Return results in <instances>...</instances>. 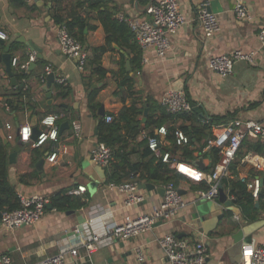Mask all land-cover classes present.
Segmentation results:
<instances>
[{"label":"crops","instance_id":"1","mask_svg":"<svg viewBox=\"0 0 264 264\" xmlns=\"http://www.w3.org/2000/svg\"><path fill=\"white\" fill-rule=\"evenodd\" d=\"M83 1L0 0V27L9 35L3 46L0 45V52L8 51L11 58L16 57L19 61L27 58L31 51H35L37 56L35 66L26 71L31 73L22 79L29 92L32 108L18 114L9 112L4 106L5 95L10 93L13 85L12 75L0 63V122L4 134L7 133L5 123L11 124L10 131L15 138L8 141L10 145L20 144V149L12 161H9L7 148L8 181L16 193L29 196L37 194L47 198L63 189L68 194L77 185L85 186L83 193L71 194L84 202L82 207L70 210L71 213L46 208L41 219L33 225H24L13 230L1 228L0 253L8 254L13 264H31L58 253L63 246L79 244L84 237L97 233L101 238L92 254L91 262L80 260L78 264H167L157 240L165 233H173L191 242H203L207 253L205 264H239L244 252L264 244V196L253 201L256 208L253 212L254 219L241 215L236 218L234 212H229L222 204H218V198L207 200L198 196L197 191L207 187L204 181L194 182L178 176L175 185L180 189L186 206L177 216L156 224L144 234L116 240L106 233L109 226L149 212L162 197L160 191L148 190L144 185L149 183L159 188L165 183L140 179L139 171L135 175L138 193L143 197L140 202L125 207L126 194L106 188L109 182L130 180L133 173L130 170L131 165L152 161L150 155H142L146 153V149L145 140L141 136L142 130L149 132L152 127H141L140 132L134 136L128 129L122 128V140L116 143L119 154L113 155L106 167L94 164L90 153L98 142V117L108 123L105 115L110 114L116 120L123 105H130L135 98H139L143 108L147 106L149 111L148 100L159 103L163 92L171 85L183 87L191 102L202 105L205 115H199V118L204 122H208L213 116L223 117L228 114L235 118L264 120V46L257 39L259 28L264 26V0H245L247 15L244 19L236 17L233 0H178L185 22L170 37L171 46L166 57L159 59L151 50L141 49V59L146 57L148 62L142 63L140 60V68L135 70L132 63L134 54L128 52L127 46L113 43L100 58V64L106 72L102 79L93 73L95 64L91 62L93 49L105 43V33L95 13L89 12L90 16L86 19V23L92 28L83 29V47L88 57L82 70L78 68L76 59L62 53L57 41L58 25L52 20L53 13L64 18L72 15L84 17L88 8L86 5H78ZM149 1L108 0L106 8L115 16L124 14L130 18H146L145 9ZM211 4L219 22V31L207 36L195 20V14L202 6L210 9ZM236 49L252 52L253 61H237L234 72L225 78L207 68L206 62L210 56L227 54ZM47 66L53 72L54 78L65 77L66 84L63 87L68 91L66 95L57 94V89L52 86L53 79L48 85L51 97H46L44 86L47 78L41 83L39 77ZM14 68L16 67L11 66V71ZM127 74L134 79L130 90L132 93L128 94V83L123 81ZM87 84H90L89 88ZM95 88H98L95 100L104 112L101 116L97 109L98 117L87 107L88 90ZM48 106H53L51 109L54 112L49 113L57 115L59 125L64 121L69 123V127L59 134V151L55 163L46 161L49 142L33 148L28 143H19L17 140L16 123L20 126L35 121L36 127L40 129L38 124L48 114ZM140 118L144 120L143 113ZM74 123L80 124L77 132ZM225 123L213 125L210 138ZM172 124L190 125V121L179 119L173 123L168 120L160 126L167 128ZM153 129L155 132L157 128ZM255 139L248 137L251 141ZM164 142L163 148L169 146L167 138H164ZM240 150L242 155L235 165L239 180L259 177L264 181V151L257 153L246 145ZM245 156L249 160H244ZM199 158L202 159L201 166L206 170L214 164L210 151ZM155 161H152L153 166ZM257 161H262L261 165H257ZM229 173L226 179L234 178L231 170ZM222 188L227 199L231 200L233 196L229 193V185L223 187L222 184ZM262 190L264 192V188ZM198 203H217L219 206L216 207L214 215H203L204 220H201L195 214ZM75 228L80 232L76 233ZM242 228H245L242 239L235 241L234 235ZM137 248L142 249L145 255L143 261L137 259Z\"/></svg>","mask_w":264,"mask_h":264},{"label":"built area","instance_id":"2","mask_svg":"<svg viewBox=\"0 0 264 264\" xmlns=\"http://www.w3.org/2000/svg\"><path fill=\"white\" fill-rule=\"evenodd\" d=\"M233 1L236 17L244 19L247 15L246 1ZM145 12L147 14L146 18H130L124 14H118L116 17L127 22L142 50H151L156 58L164 59L171 46L170 37L185 22L178 0H150ZM195 20L201 25L204 34L207 36H212L219 31L216 14L209 11L205 6L197 10ZM8 37V32L0 27V40L6 41ZM257 39L259 44L264 46V26L259 28ZM57 41L62 53L69 58L76 59L78 68L82 70L88 57L87 52L83 45L72 37L64 24L58 25ZM36 57L35 51H31L23 61L12 57L11 66L26 72L29 65L36 61ZM240 60L252 62L253 53L236 49L227 54L210 56L206 65L210 71L221 78H225L234 72V65ZM141 62L146 63L148 60L146 57H142ZM50 73H52L50 68L45 67V71L39 77L41 83L45 82L47 75ZM54 81L62 86L66 84L65 77L58 76L54 78ZM159 103L171 115L188 113L192 110L191 101L187 97L184 88L179 85L169 86L163 92ZM105 120L111 122L113 116L107 114ZM49 121L51 122L49 123ZM40 124L43 128L39 129V133L35 138H31L32 127L30 124L20 125L17 140L19 143H28L33 148L41 147L49 142L50 146L46 161L55 163L59 151L58 117L54 113H48L41 118ZM4 127L7 130L6 139L8 141L14 140L15 135L10 131L11 124L6 122ZM74 129L77 132L80 129V124L74 123ZM166 134L167 128L165 126H159L153 134L145 130L141 131V136L156 161L167 163L174 172L181 173L194 182L204 181L207 187L198 190V196L207 200H215L219 195L220 183L230 175V165L236 157L242 140L245 137H253L264 142V120L234 118L217 128L202 148V153L209 152L211 149H215L217 153V159L209 170L197 166L194 162H182L198 173L197 177L193 178L180 171L177 167L180 161L176 157H171L170 151L163 148ZM173 137L177 145H188L190 148H194L190 144V137L181 129L176 128L173 131ZM90 157L94 164L106 167L112 159V150L105 143L97 142L91 150ZM245 159L249 160V157L245 156ZM261 162L257 161V165H261ZM136 177V175H133L130 180L120 183L109 182L106 188L124 192L126 194L124 206L130 207L143 199L138 193ZM241 181L246 184L253 197H257L264 188V181L259 177H254L251 180L241 178ZM163 187L164 194L149 212L134 218H128L122 223L113 224L107 228L106 233L116 240H124L144 234L156 224L176 217L179 211L186 206V201L173 181L166 182ZM84 191V185H77V187L69 190L68 194H81ZM17 198L19 201L18 207L1 213L0 229L13 230L24 225H33L44 215L48 203L47 197L37 194L29 196L17 192ZM74 231L76 233L80 232L78 228H75ZM100 238L99 234L93 233L88 237H84L79 244L74 243L63 246L58 253L31 264H78L80 260L90 263ZM157 241L163 249L167 264H205L206 247L201 241L191 242L189 239L180 238L173 233H165ZM136 254L138 261L144 260L145 255L142 249L137 248ZM0 264H13L12 258L6 253H0ZM239 264H264V244L253 248L249 252H244Z\"/></svg>","mask_w":264,"mask_h":264},{"label":"trees","instance_id":"3","mask_svg":"<svg viewBox=\"0 0 264 264\" xmlns=\"http://www.w3.org/2000/svg\"><path fill=\"white\" fill-rule=\"evenodd\" d=\"M16 1V0H13ZM78 5H86L88 11L84 17L80 15H72L69 18H64L58 13H53L52 20L55 24L61 25L64 24L68 29L69 33L72 37L79 41L82 45L84 43V35L83 29L85 27L92 28L88 26L86 23V19L90 16L89 12L95 13L97 19L100 21L104 33H105V43L104 45L93 49V57L92 63L95 64L94 70L97 77L102 79L105 76V70L102 68L100 64L101 55L111 48L113 43L118 45H124L128 47V52L133 53L134 57L132 58V63L134 64V69L137 70L140 68V60H141V48L136 42L133 31L130 29L127 22L123 20H119L113 12L106 8L108 5V0H84L82 3H78ZM26 58H23L25 60ZM38 61V60H37ZM86 66V63L84 67ZM31 72H25L21 69H12L11 75L15 78L16 83L10 87V93L5 95L4 106L7 107L9 112H14L16 114L23 113L25 109H31V100L29 98V92L27 90L26 85L22 82L23 78H26L28 74ZM123 81L128 83V91L127 94L131 90V85L134 82V79L130 75H125ZM52 86L57 89L58 95H66L68 93L65 88L57 84L55 81L52 82ZM90 87V84H87V88ZM98 92V88L92 89L87 96V107L89 111L96 115L97 109L99 108V102H97L96 94ZM132 93V92H130ZM124 101V99H123ZM149 111L144 120L140 117L143 113V104L139 98H135L131 101L130 105L123 107L119 110L117 114L116 120H112L111 122L105 123L104 119L98 117V131H97V141L105 143L112 150V156H117L119 154L118 148H116V143L122 140L120 130L122 128L128 129V132L131 135H137L141 127L151 128L149 132L151 134L154 133L153 128H158L162 123L167 122L168 120L173 123L180 120L190 121V125L179 124L175 126L172 124L167 127L166 138L169 141V146H165L164 149L170 151L171 157H174V152L176 149H180L181 153L178 156V161L182 162H195L202 153V148L206 145L208 138H210L211 127L213 125H217L220 123L228 122L234 119V116L225 115L221 116H213L211 120L208 122H204L199 118V114L193 109L188 113H181L178 115L168 114L164 107L160 105V103L152 102L148 100ZM53 106H48V113L54 112L52 110ZM61 119V118H60ZM221 119L223 122H220ZM60 120H58L59 122ZM123 122V124H120ZM40 129L43 128L42 125L38 124ZM178 128L184 131L190 137V144L194 146V148H190V146H179L175 143L173 137V131ZM246 145L249 146L250 149L257 153H261L264 151V142H262L259 138H256L254 141L248 140V137H245L240 145L239 150L237 151L235 159L232 161L230 165L231 173L234 174V178L232 179H223L222 184L223 187L229 185V193L233 196L231 202L233 205L239 207L240 215L244 218L254 219L255 214L253 212L256 208H254L253 201L255 198L261 199L264 196L263 190L259 192L257 197H253L251 192L247 189L246 184L239 180L237 177L238 170L235 169V165L237 164L240 156L242 155L241 148ZM144 146L146 149V153H143V156L150 155L152 161H155V158L151 155L150 150L148 149L145 141ZM7 147L2 143L0 138V211H8L13 210L19 205V201L17 198V193L13 186L8 181V158H7ZM211 157L213 163L217 159V153L215 149L210 150ZM146 162L142 164H134L131 165L130 170L133 172L131 176L135 175L137 171H139L140 179L145 180H154L161 183H166L168 181H173L175 184V180L178 176H182L179 173L174 172L167 163H163L161 161H155L156 164L153 166V162ZM210 169V168H209ZM130 176V177H131ZM115 182H118L117 180ZM225 185V186H224ZM48 203L51 205L52 209L57 211L66 212L73 209H78L84 205L78 197H75L71 194H67V190H60L48 198Z\"/></svg>","mask_w":264,"mask_h":264},{"label":"water","instance_id":"4","mask_svg":"<svg viewBox=\"0 0 264 264\" xmlns=\"http://www.w3.org/2000/svg\"><path fill=\"white\" fill-rule=\"evenodd\" d=\"M208 10L209 11H212V12L215 11L214 8H212V4L210 5V9L208 7ZM3 44H4V41L3 40H0V45L3 46ZM30 45H32L34 49L38 50L33 44H30ZM38 56H40V55L38 54ZM0 63H3L4 64L5 69H6V72L9 75H11V72H12L11 71V54L8 51L0 52ZM34 66H35V62H32L29 65V68L28 69L30 70ZM127 66H128V63H127ZM46 78H47L46 79L47 82H46V86H44V90L47 91L46 97L48 99H50L51 92H49L48 85L54 79L53 72L50 73V74H48ZM11 84L12 85L15 84V79L13 77H11ZM94 87H95V85L92 86V88H94ZM89 92H90V90H88V93ZM191 103H192V109H193V111H196L200 116H204L205 115L204 110H203L201 104H197L196 102H191ZM98 111H99V115H101V116L104 115V112L102 111V109H100V107L98 108ZM147 112H148V107L146 106L143 109V119H145V117L147 115ZM30 125L32 127V135H31V138H35V136L39 133V129L36 127V122L35 121L34 122H31ZM16 127H17V132H18V127H19V124L18 123H16ZM68 127H69V123L67 121L62 122L59 125V134L62 132L63 129L68 128ZM0 137L2 139V142L6 145V147L9 150V155H8L9 161H12L13 160V157L16 154V152L20 149V144L19 145H16V146H11L10 145V143L6 139L5 134L3 132L1 122H0ZM40 162H41V160H40ZM194 163L197 166L202 167L201 166V164H202V159L201 158H198ZM179 174H181V173H179ZM182 176H184V175H182ZM144 187L147 188L148 190H156L157 189L158 191H160V193L162 195L164 194V187L156 188L153 184H149V183L145 184ZM218 201H219L218 204H222V206L225 207V209L227 211L234 212L236 218H238L240 216L239 209L232 204L231 200L227 199V196L224 193L223 188H222V183H220V185H219ZM218 204L217 203H214V205H210V204L207 205L205 203H198L197 204V209L195 211V214L197 216H200L201 217L200 218L201 220H204V216L203 215H206V214L214 215L215 210L217 209L216 207L219 206ZM46 208L51 209V205L49 203H47L46 204ZM1 213L2 212L0 211V217H1ZM67 213H71V211L70 212H67ZM244 229L245 228L239 229L236 232V234L234 235L235 241H239V240L242 239L243 233H244Z\"/></svg>","mask_w":264,"mask_h":264},{"label":"bare ground","instance_id":"5","mask_svg":"<svg viewBox=\"0 0 264 264\" xmlns=\"http://www.w3.org/2000/svg\"><path fill=\"white\" fill-rule=\"evenodd\" d=\"M177 167L180 171H183L186 175L192 176V178L197 177L198 175V173L195 170H193L192 168L181 162H179Z\"/></svg>","mask_w":264,"mask_h":264},{"label":"rangeland","instance_id":"6","mask_svg":"<svg viewBox=\"0 0 264 264\" xmlns=\"http://www.w3.org/2000/svg\"><path fill=\"white\" fill-rule=\"evenodd\" d=\"M180 153H181V150L180 149H176L175 152H174V157L178 158Z\"/></svg>","mask_w":264,"mask_h":264},{"label":"snow or ice","instance_id":"7","mask_svg":"<svg viewBox=\"0 0 264 264\" xmlns=\"http://www.w3.org/2000/svg\"><path fill=\"white\" fill-rule=\"evenodd\" d=\"M51 121H49V123H50Z\"/></svg>","mask_w":264,"mask_h":264}]
</instances>
